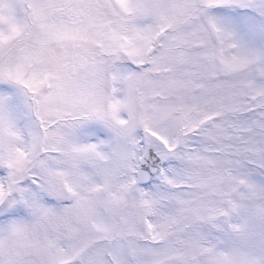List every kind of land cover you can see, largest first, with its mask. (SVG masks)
Returning a JSON list of instances; mask_svg holds the SVG:
<instances>
[{
    "label": "snow or ice",
    "instance_id": "6c2138e0",
    "mask_svg": "<svg viewBox=\"0 0 264 264\" xmlns=\"http://www.w3.org/2000/svg\"><path fill=\"white\" fill-rule=\"evenodd\" d=\"M0 264H264V0H0Z\"/></svg>",
    "mask_w": 264,
    "mask_h": 264
}]
</instances>
